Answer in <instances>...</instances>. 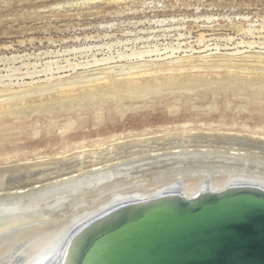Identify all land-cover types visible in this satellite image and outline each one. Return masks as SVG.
Masks as SVG:
<instances>
[{"label":"rangeland","instance_id":"1","mask_svg":"<svg viewBox=\"0 0 264 264\" xmlns=\"http://www.w3.org/2000/svg\"><path fill=\"white\" fill-rule=\"evenodd\" d=\"M184 129L264 136V0H0L1 164Z\"/></svg>","mask_w":264,"mask_h":264},{"label":"bare ground","instance_id":"2","mask_svg":"<svg viewBox=\"0 0 264 264\" xmlns=\"http://www.w3.org/2000/svg\"><path fill=\"white\" fill-rule=\"evenodd\" d=\"M259 132L147 133L0 163V264H75L99 221L166 195L193 204L202 196L264 193Z\"/></svg>","mask_w":264,"mask_h":264},{"label":"water","instance_id":"3","mask_svg":"<svg viewBox=\"0 0 264 264\" xmlns=\"http://www.w3.org/2000/svg\"><path fill=\"white\" fill-rule=\"evenodd\" d=\"M158 202L99 221L80 242L75 264H264V193Z\"/></svg>","mask_w":264,"mask_h":264}]
</instances>
